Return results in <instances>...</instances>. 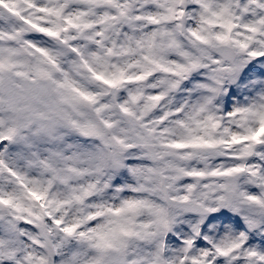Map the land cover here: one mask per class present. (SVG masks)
I'll list each match as a JSON object with an SVG mask.
<instances>
[{"label":"clouds","instance_id":"1","mask_svg":"<svg viewBox=\"0 0 264 264\" xmlns=\"http://www.w3.org/2000/svg\"><path fill=\"white\" fill-rule=\"evenodd\" d=\"M0 264H264V0H0Z\"/></svg>","mask_w":264,"mask_h":264}]
</instances>
